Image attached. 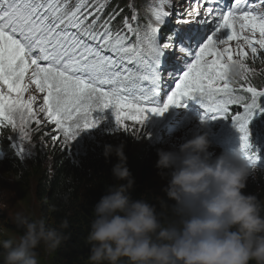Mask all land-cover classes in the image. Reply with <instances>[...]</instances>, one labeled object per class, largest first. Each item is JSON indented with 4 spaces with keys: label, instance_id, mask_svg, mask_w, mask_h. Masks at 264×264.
Wrapping results in <instances>:
<instances>
[{
    "label": "snow or ice",
    "instance_id": "snow-or-ice-1",
    "mask_svg": "<svg viewBox=\"0 0 264 264\" xmlns=\"http://www.w3.org/2000/svg\"><path fill=\"white\" fill-rule=\"evenodd\" d=\"M196 2L203 16L200 8L177 13L178 26L193 27H176L161 43L173 0H148L145 22L133 9L120 25L114 23L120 12L103 15L105 0H0V127L10 126L24 140L42 114L74 141L111 109L113 131L146 135L149 112L162 115L182 98L198 96L201 120L230 119L241 134L239 151L255 168L264 158L250 142L249 125L264 113V87L251 83L255 70L247 61L264 62V0ZM177 51L182 56L169 63L168 54ZM233 64L242 70L237 80L228 75ZM162 93L167 97L159 104ZM13 147L18 157L31 154Z\"/></svg>",
    "mask_w": 264,
    "mask_h": 264
},
{
    "label": "clouds",
    "instance_id": "clouds-1",
    "mask_svg": "<svg viewBox=\"0 0 264 264\" xmlns=\"http://www.w3.org/2000/svg\"><path fill=\"white\" fill-rule=\"evenodd\" d=\"M228 75L237 80L242 70L233 64ZM124 147L104 145L105 158L117 157L116 183L92 210L86 237L90 264H264V200L243 191L253 168L239 150L210 160L206 134L178 151L158 149L155 167L168 176L164 191L176 217L164 223L154 205L132 197L135 181ZM14 222L22 232L0 240V264H39L38 248L54 252L67 238L62 231L67 220L51 227L43 218L17 212Z\"/></svg>",
    "mask_w": 264,
    "mask_h": 264
},
{
    "label": "trees",
    "instance_id": "trees-1",
    "mask_svg": "<svg viewBox=\"0 0 264 264\" xmlns=\"http://www.w3.org/2000/svg\"><path fill=\"white\" fill-rule=\"evenodd\" d=\"M248 61L250 67L257 68L255 74L251 75V83L264 87V62ZM259 69L261 74L257 73ZM4 133L0 145L1 165L13 176L20 189L34 186V194L39 201V212L35 218L45 219L51 227H59L64 220L68 222V227L62 230L67 238L54 252L49 253L43 246L36 250L39 264H90V246L86 237L94 218L92 210L105 194L107 186L116 183L112 167L117 163V157L111 155L105 158L104 145L107 143L116 145L123 142L125 145L127 167L135 181L131 190L132 197L142 198L154 205L162 222L176 220L171 207L174 201L168 199L165 191L163 195H159L151 188V174L156 169L158 148L150 145L146 136L124 130L101 134V137L95 136L93 141L87 143L85 153L77 162L70 157L67 148L59 140L53 146L48 144L46 152L37 150L25 160L12 151L11 144L7 141L10 134ZM164 171L167 173L170 170ZM263 173L264 171L258 170L257 178ZM256 180L255 178L253 182ZM256 186L259 185L247 182L243 191L254 193L264 200V193L257 192ZM10 227L18 234L22 232L15 222Z\"/></svg>",
    "mask_w": 264,
    "mask_h": 264
},
{
    "label": "rangeland",
    "instance_id": "rangeland-1",
    "mask_svg": "<svg viewBox=\"0 0 264 264\" xmlns=\"http://www.w3.org/2000/svg\"><path fill=\"white\" fill-rule=\"evenodd\" d=\"M121 3V6H127L130 17L132 15L133 9H135L140 18V22H144L143 10L145 6L148 4V0H116ZM106 3V0H105ZM192 3V4H190ZM195 0H173V6L176 9L174 13H185L186 11H190L192 8H198L195 4ZM132 5V7H129ZM201 16H203L202 7L200 6ZM173 15V14H172ZM186 17V16H185ZM233 47H235L236 42H232ZM251 60V59H249ZM249 63V61H247ZM249 66V65H248ZM257 71V68H253ZM258 74H261V70L259 69ZM34 89V87H33ZM34 91V90H32ZM31 91V92H32ZM33 94L38 96V92H34ZM28 93L25 94L27 97ZM40 96V95H39ZM38 96V97H39ZM42 96V95H41ZM42 103L41 100L38 99L37 105ZM34 105V108L37 107ZM107 114V115H106ZM112 110L109 112L103 113L106 117V120H103L100 125L93 129H87L80 133V135L74 140H67L62 133L55 130L54 126L50 125L42 116H40L41 123L36 124L32 122L28 125V138L21 140L18 131H14L10 126L3 127L7 132H10L11 136L15 139L10 141L12 146L15 144L17 146L23 145L28 147L31 151L30 155L21 157L23 159H28L32 154H34L37 150L40 152H46V147L49 144L53 146L57 141L61 143L62 146L68 148L71 153L80 152L84 149L85 144L88 142V138L91 140L94 139L93 136H100L101 134H106L113 129H116L114 116L111 115ZM170 113L164 112L161 114H155L149 112L147 114V119L144 122L143 128L144 133L142 134L139 129L135 131V133H140L146 136V140L152 146H157L158 149L170 150V151H178L179 146L185 141L191 139L196 135L206 134L207 139L209 141L208 154L210 160H215L217 157L222 154L225 155V147L220 146L217 143H214L210 140L209 136L212 134L211 130L207 129L205 126L194 121L195 119L188 120L184 118L177 119L176 123L173 125L169 124L168 119ZM186 120V121H185ZM193 120V121H192ZM185 121V122H184ZM130 127L134 128L135 125L130 121H126ZM122 130V129H117ZM116 131V130H115ZM123 131V130H122ZM131 131H129L130 133ZM134 133V134H135ZM53 137H59L58 140L53 139ZM14 153L17 155L18 147H13ZM76 154V153H75ZM258 170L264 171V169H253V175L249 177L248 181L250 184H258L257 192L264 193V173L257 178ZM160 169H154L151 177V188L157 194H164V188L168 183V176H161ZM165 172V171H164ZM257 179L253 182L254 179ZM254 187V186H251ZM17 212L23 213L25 216L36 219V215L39 212V201L36 199L34 194V186L31 185L26 189H20L16 184L13 176L6 172L1 165V155H0V240L9 239L16 237L18 235L13 229H11L10 224L14 222V216Z\"/></svg>",
    "mask_w": 264,
    "mask_h": 264
},
{
    "label": "bare ground",
    "instance_id": "bare-ground-1",
    "mask_svg": "<svg viewBox=\"0 0 264 264\" xmlns=\"http://www.w3.org/2000/svg\"><path fill=\"white\" fill-rule=\"evenodd\" d=\"M34 92H35V91H32L31 94H33ZM39 95L41 96L42 94H39V93H38V96H39ZM109 111H110V109H106V110L104 111V113H107V112H109ZM96 115H100V113H97ZM106 115H107V114H106ZM111 115H112V114H111ZM190 118H191V117H190ZM191 119H193V118H191Z\"/></svg>",
    "mask_w": 264,
    "mask_h": 264
}]
</instances>
